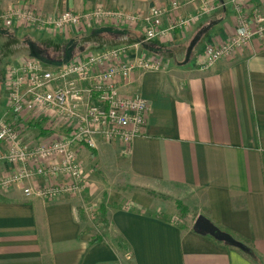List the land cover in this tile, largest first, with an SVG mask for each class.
Segmentation results:
<instances>
[{
    "label": "crops",
    "instance_id": "0c3cea01",
    "mask_svg": "<svg viewBox=\"0 0 264 264\" xmlns=\"http://www.w3.org/2000/svg\"><path fill=\"white\" fill-rule=\"evenodd\" d=\"M215 1L219 6L190 27L173 28L139 45L141 29L135 24L53 33L13 23L2 31L11 36L32 32L43 63L52 68L78 54L110 48H123L127 61L145 56L161 58L162 64L135 68L120 84L122 93L140 95L150 108L143 134L132 139L127 153L118 140L99 141L93 150L77 148L87 179L82 193L47 199L27 197L16 185H0V264H126L124 257H130L128 264H264V37L201 67L207 48L226 41L237 23L230 0ZM172 2L177 9L170 7ZM22 3L51 16L96 5L146 15L152 6H165L155 19L161 27L202 4L0 0V9ZM252 7L263 11L258 0ZM1 27L7 26L1 22ZM40 45L53 53L44 54ZM24 47L10 49L20 54L27 51ZM44 134L43 123L24 132L32 143ZM11 170L8 162H0V182ZM67 179L57 176L54 181ZM49 182L38 176L25 185L37 188ZM175 200L185 205L191 221L177 223ZM101 204L106 223L99 216L94 227L88 208L100 215ZM200 214L254 255L195 232L193 221ZM96 236L100 239L91 242Z\"/></svg>",
    "mask_w": 264,
    "mask_h": 264
},
{
    "label": "built area",
    "instance_id": "2783aa9c",
    "mask_svg": "<svg viewBox=\"0 0 264 264\" xmlns=\"http://www.w3.org/2000/svg\"><path fill=\"white\" fill-rule=\"evenodd\" d=\"M254 0H230L236 16L234 32L221 44L207 48L201 67L232 54L255 37H264V0H258L263 11L251 8ZM196 12L178 16L166 27L156 18L166 7L152 6L146 15L128 13L96 5L84 12L63 10L51 16L28 6H9L2 22L26 25L35 30L63 33L89 25H140L141 38L135 45L166 35L173 28L184 29L204 18L219 4L201 0ZM171 8L177 9L176 2ZM161 58L124 59L123 48L85 52L54 68L35 56L23 57L7 64L4 70L3 102L0 116V162L6 161L11 173L0 185L20 187L27 197L55 199L62 194L78 195L87 179L77 148L96 149L98 142L118 140L123 153L135 136L144 132L149 104L138 94H125L120 84L135 68H158ZM43 123L45 134L37 142L25 139L31 125ZM46 176L48 185L33 188L26 182ZM57 176L68 178L57 183Z\"/></svg>",
    "mask_w": 264,
    "mask_h": 264
},
{
    "label": "rangeland",
    "instance_id": "374dc122",
    "mask_svg": "<svg viewBox=\"0 0 264 264\" xmlns=\"http://www.w3.org/2000/svg\"><path fill=\"white\" fill-rule=\"evenodd\" d=\"M21 6H25L24 3H22ZM7 9L8 8H5L4 10L0 9V24L2 22V15L5 14ZM13 23H14V21H13ZM2 24L4 26H7V27H1L0 28V101H1V96H2V92H3L2 87H3V83H4V70H5V67L7 66V64L11 63L10 61L14 62V60H18L19 58L23 57L24 55H30V56L37 57L39 60H41L43 62L42 58L44 57L40 53V51L38 50V46L36 45V42L34 40L35 37H34V34L32 32L26 31L25 36H22L19 33H17L15 36H11L7 33L4 34L3 32H5V30H8V28L10 26H13V24L5 25L3 22H2ZM87 27H94V26L93 25L84 26V28L82 27V29H85ZM12 31L15 33L17 32L14 30H12ZM1 35H4V38L1 37ZM15 41H18V42L16 43ZM17 45H22L23 47L25 46L24 51H26V50L27 51L24 53H20V54L13 53L11 51L10 47L12 48V46H17ZM47 47H48L47 45H46V47H45V45H43V46L40 45V48L44 51V54L53 53L54 50H51ZM2 98H3V96H2ZM95 211L96 210L88 208L87 215H88V219L92 222L93 226L97 227V225H98L97 220H99L100 215L98 213L96 214ZM189 215H190L189 212H188V214L182 215L181 212L178 211L176 217L179 220H177V223L181 224L183 221L184 222L191 221V219H193V218L191 217V215L190 216ZM124 261L127 262L126 264H128L131 261L130 257H129V259L124 257Z\"/></svg>",
    "mask_w": 264,
    "mask_h": 264
},
{
    "label": "water",
    "instance_id": "95a60500",
    "mask_svg": "<svg viewBox=\"0 0 264 264\" xmlns=\"http://www.w3.org/2000/svg\"><path fill=\"white\" fill-rule=\"evenodd\" d=\"M192 228L199 234H207L215 240L225 242L245 252H250V249L247 245L235 239L230 233L215 226L208 218L201 214L197 215L194 219Z\"/></svg>",
    "mask_w": 264,
    "mask_h": 264
},
{
    "label": "trees",
    "instance_id": "16d2710c",
    "mask_svg": "<svg viewBox=\"0 0 264 264\" xmlns=\"http://www.w3.org/2000/svg\"><path fill=\"white\" fill-rule=\"evenodd\" d=\"M42 60L45 61L43 58H42ZM92 150H93V149H92ZM174 203H175L177 209L181 212L182 215L188 214V210H187V208L185 207L184 204L181 203V201H179V200H175ZM98 208H99V210H100V220L102 221L103 224H105V223H106V218H105V215H106V214H105V206H104L103 204H101ZM99 239H100V237H99V236H96V237H94V238L91 239V242H96V241H98ZM218 242H221V243L225 244L226 246L233 247V246H231V245H229V244H227V243H225V242H222V241H218ZM246 253H247V254H250L251 256L254 255V253H253L252 251H250V252H246Z\"/></svg>",
    "mask_w": 264,
    "mask_h": 264
}]
</instances>
